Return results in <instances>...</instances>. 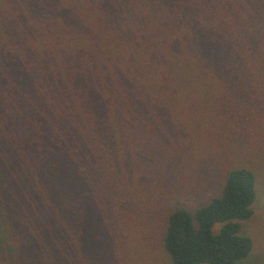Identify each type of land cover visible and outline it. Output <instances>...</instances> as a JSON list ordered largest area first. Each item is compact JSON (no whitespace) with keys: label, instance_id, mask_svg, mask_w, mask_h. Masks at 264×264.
<instances>
[{"label":"trees","instance_id":"1","mask_svg":"<svg viewBox=\"0 0 264 264\" xmlns=\"http://www.w3.org/2000/svg\"><path fill=\"white\" fill-rule=\"evenodd\" d=\"M190 98L264 133V0H0V264H85L94 177ZM255 198L238 167L175 208L170 264L245 261Z\"/></svg>","mask_w":264,"mask_h":264},{"label":"rangeland","instance_id":"2","mask_svg":"<svg viewBox=\"0 0 264 264\" xmlns=\"http://www.w3.org/2000/svg\"><path fill=\"white\" fill-rule=\"evenodd\" d=\"M193 99L174 124L139 127L123 164L94 177L93 195L80 210L85 264H170L162 246L167 215L218 196L228 169L238 167L256 176L253 214L241 222L253 246L241 264H264V133L225 120L209 100Z\"/></svg>","mask_w":264,"mask_h":264}]
</instances>
